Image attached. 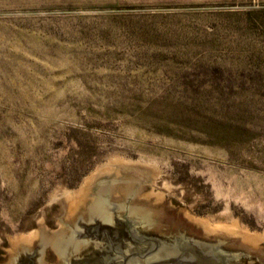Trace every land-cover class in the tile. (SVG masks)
<instances>
[{"label": "rangeland", "instance_id": "rangeland-1", "mask_svg": "<svg viewBox=\"0 0 264 264\" xmlns=\"http://www.w3.org/2000/svg\"><path fill=\"white\" fill-rule=\"evenodd\" d=\"M111 158L264 237V0H0V234Z\"/></svg>", "mask_w": 264, "mask_h": 264}, {"label": "water", "instance_id": "water-1", "mask_svg": "<svg viewBox=\"0 0 264 264\" xmlns=\"http://www.w3.org/2000/svg\"><path fill=\"white\" fill-rule=\"evenodd\" d=\"M159 175L152 166L111 158L73 197L59 187L39 218L24 222L28 236L9 241L1 232L0 264L32 254L34 264H69L89 249L102 254L99 264H264V237L241 227L243 217L209 225L191 211L207 199ZM119 225L127 238L117 243L105 232Z\"/></svg>", "mask_w": 264, "mask_h": 264}, {"label": "flooded vegetation", "instance_id": "flooded-vegetation-1", "mask_svg": "<svg viewBox=\"0 0 264 264\" xmlns=\"http://www.w3.org/2000/svg\"><path fill=\"white\" fill-rule=\"evenodd\" d=\"M99 231V230H98ZM105 235L112 236L117 243L121 242L123 237L127 238V231L121 225L114 227L113 229H109L105 232ZM101 253L98 250H90L84 251L81 253V258L74 260H70L69 264H99ZM34 254L27 255L24 257H19L15 264H34ZM66 264L65 262H63ZM112 264V263H111Z\"/></svg>", "mask_w": 264, "mask_h": 264}]
</instances>
